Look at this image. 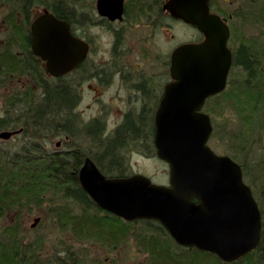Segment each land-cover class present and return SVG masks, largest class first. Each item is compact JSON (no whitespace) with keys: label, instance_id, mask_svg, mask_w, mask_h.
Returning a JSON list of instances; mask_svg holds the SVG:
<instances>
[{"label":"trees","instance_id":"16d2710c","mask_svg":"<svg viewBox=\"0 0 264 264\" xmlns=\"http://www.w3.org/2000/svg\"><path fill=\"white\" fill-rule=\"evenodd\" d=\"M4 4L20 11L25 21L23 26L10 22V36L15 43L8 42L3 49L0 48V88L13 76L41 78V69L46 71L42 61L30 49L28 28L33 22L32 12L37 0H0V8ZM52 7L58 17L71 22L73 7L69 0H58ZM262 10L264 13V4ZM262 18L264 20V15ZM19 41L23 51L21 56L17 52L15 54L11 47ZM46 74L52 78L47 71ZM39 89V98L27 90L6 102L5 110L0 114V133L10 130L8 132L18 133L17 137L28 135L16 152H12L11 147L0 148V221L17 211L15 222L0 231V264H92L67 247L63 255L49 257L44 254L42 257L41 241H25L19 222L20 211L45 205L57 225L69 231L77 241L96 240L110 248L125 243L132 236L137 246L148 254L149 264H264L263 202L260 207L263 229L259 246L232 263L223 262L216 255L195 247L177 245L158 221L128 222L100 209L80 186L78 173L83 160L90 156L108 177L130 175L125 173L127 166L121 160L122 147L131 140L147 139L145 131L151 123L143 111L138 117L129 115L113 138L103 136V125L98 120L85 125L83 134L101 150L100 158L79 149L64 154L45 151L41 148V138L49 139L56 136L55 133L71 138L81 134V126L76 123L79 118L75 114L77 97L69 82L44 79ZM216 101L225 107L224 111H229V117L233 118L230 121L243 122L249 130L246 131L248 138L244 137L246 134L229 135L228 122H218L212 112V135L219 134V139L227 142L229 139L232 152L237 148L233 147V141L249 143L248 148L250 146L253 150L264 133V48L259 41L247 39L234 51L228 86L224 92L208 100L205 110L210 113ZM149 139L148 142L151 141ZM260 155V161L264 163V154L260 152Z\"/></svg>","mask_w":264,"mask_h":264},{"label":"water","instance_id":"95a60500","mask_svg":"<svg viewBox=\"0 0 264 264\" xmlns=\"http://www.w3.org/2000/svg\"><path fill=\"white\" fill-rule=\"evenodd\" d=\"M210 2L170 0L168 5L175 18L204 34L203 41L174 50V82L156 114V155L169 167V183H154L140 173L110 178L90 157L78 179L100 209L128 222L158 221L177 245L232 263L259 246L263 219L242 166L209 146L214 126L203 109L209 98L225 91L233 64L230 29L210 13ZM30 47L54 78L75 70L88 52L87 44L73 35L70 23L48 11L32 22ZM14 134L4 131L0 138L7 140Z\"/></svg>","mask_w":264,"mask_h":264},{"label":"rangeland","instance_id":"374dc122","mask_svg":"<svg viewBox=\"0 0 264 264\" xmlns=\"http://www.w3.org/2000/svg\"><path fill=\"white\" fill-rule=\"evenodd\" d=\"M56 1L58 0H37V5H35L36 8L34 9L32 16H38L42 12V6L51 5ZM69 1L76 11L77 9L83 10L84 12L86 11L87 0ZM263 4L264 0H215V5H217L219 9H222L226 14H233L231 22V47H233L234 50H236L238 46L247 39L259 41V44L264 48V20L262 18L264 15L262 10ZM34 17H32V20ZM12 21L23 26L25 21L24 15L9 4H4L2 8H0L1 49H3L8 42L15 43L10 36V22ZM183 26L179 24L174 26V47L181 42L200 40V35L198 34L197 29L194 28V31V29H190L191 27L187 28V26ZM25 30L27 29L25 28ZM19 43L21 45V41H19ZM19 43L11 44V47L15 54L17 52L18 55L21 56L23 55V51L22 45L19 46ZM155 45L153 44V49H150L151 55L156 52L157 47L158 52L161 49L165 51L166 46L164 40H160L159 36L157 37V47ZM85 66L87 67V65ZM40 69L41 66L39 72ZM236 71L237 69H235L234 74ZM41 72V78H37V76L34 75H26L24 77L13 76L0 88V114L4 112V104L6 102L15 96H21L27 90L34 93V95L37 94L38 98L40 97L39 87L41 82L44 79L47 80L54 78H49L46 71L43 72L42 69ZM61 82L75 83L79 90L80 100L77 105L78 109L77 107L75 109V114L79 117L76 123L81 126V134L78 133L70 138L65 134L61 135L55 133L56 136L50 137L49 139L41 138V148L45 149V151H51L58 154H64V152L69 150L79 149L86 154H93L97 158H100L101 150L97 149L94 141H92L90 137L83 134L85 125H87V123L94 117L105 119L106 116L104 115L109 114V116H107L110 118L108 123L110 126H113L117 121L113 119L117 117L116 114L119 110L128 111L131 107L126 105L114 106L109 103L103 104L101 101L97 100L96 97L98 94L94 91L95 86H93L88 79L85 68L69 75ZM106 98L107 101H110V97L106 96ZM216 102L217 104L211 108L210 113L207 112V110H205V112L208 114L213 112L212 114H215L214 118L216 117L218 122H228L229 135L237 134L239 136L246 134V131L249 130L246 128L247 126H245L243 122L237 123L236 120L234 122L230 121L231 117H229V111H224L223 109L225 107L223 108L218 101ZM221 111H223V113ZM17 135L11 136V138L7 140L0 138V148L11 147L12 152L18 151L22 142L28 137V135L21 137H17ZM219 137V134L212 135L209 140V146L219 155H233V159L242 166L245 181L251 186L254 196L261 207V202L264 203V163L263 160L260 161L262 156L260 155V152L264 154V133L262 134L261 139L259 137L260 142L254 146L253 150L250 149V146L248 148V145H250L248 142V144L243 142H236V144L235 141H233V147L237 146L236 149H233V152L229 146V139L227 142L219 139ZM244 137L248 138V135L246 134ZM147 139L139 138L136 142L131 140L122 147L123 149L121 150L120 155L122 162L127 166V171L125 173L144 174L151 178L154 183L167 185L169 183V167L166 163L160 160L154 152H151V147L149 146L150 141L148 142ZM20 212L21 217L19 222L21 225L22 237L25 238L26 242L32 240L41 241L44 250V253H41L42 257L44 254L49 257H53L56 254L63 255V252L67 247V249H72L79 255L84 256L87 260H90L92 264H149L148 254L137 246L136 241L132 236L125 243L118 245L117 247L108 248L96 240L77 241L69 231L63 230L57 225L56 221L46 209V205L44 207H35L32 209L25 208ZM16 216L17 211H14L1 220L0 231L9 223H14ZM36 220H38V222L36 223V226L33 227Z\"/></svg>","mask_w":264,"mask_h":264},{"label":"flooded vegetation","instance_id":"af4514ba","mask_svg":"<svg viewBox=\"0 0 264 264\" xmlns=\"http://www.w3.org/2000/svg\"><path fill=\"white\" fill-rule=\"evenodd\" d=\"M169 2L170 0H87L85 12L79 9L76 11L72 6L73 18H70L71 22H69L71 31L75 37L87 44L88 52L85 60L75 70L65 76L56 78V80L62 81L69 75L85 68L88 79L95 86L94 91L98 94L97 100L103 104L109 103L114 106L126 105L131 107L128 111L119 110L116 114L117 117L113 119L117 120L113 126L108 123L110 118L107 116L109 114L104 115L106 116L105 119L94 117L87 123L88 125L95 120L100 121L103 125L102 134L106 138L115 136L117 129L124 124L127 116L138 117L140 112L143 111L146 114V119L151 123L145 131V136L151 139L149 146L155 155V119L157 111L167 94L168 86L174 82L171 74L174 50L182 44L199 43L204 39V34L195 26L172 15L168 8ZM51 7L52 4L42 6V12L40 11L41 13L38 16L34 17L33 15L32 21H35L45 11L53 14L58 19L65 20L58 17L57 13L54 12V8ZM209 8L210 13L219 16L230 29L228 47L232 51L233 59L235 50L231 47L232 41L230 42L233 14H226L222 9H219L215 5V0H211ZM176 24L187 26V28L191 27L190 29H197L200 40L181 42L174 47V26ZM158 36L160 40H164L165 51L161 49L158 52L156 46ZM153 44L157 47V50L151 55L150 49H153ZM42 63L46 69L45 62L42 61ZM70 87L75 91L77 107L80 100L79 90L75 83L70 82ZM106 96L110 97V101H107ZM71 151L73 150L67 152ZM85 159L80 168L83 166ZM130 175L114 177H127Z\"/></svg>","mask_w":264,"mask_h":264}]
</instances>
